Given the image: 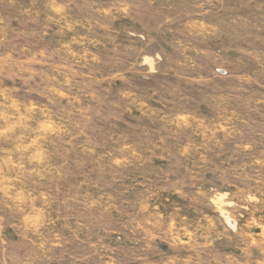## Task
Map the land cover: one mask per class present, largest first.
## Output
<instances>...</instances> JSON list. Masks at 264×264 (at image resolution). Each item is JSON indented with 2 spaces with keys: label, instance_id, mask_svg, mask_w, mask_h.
<instances>
[{
  "label": "rangeland",
  "instance_id": "374dc122",
  "mask_svg": "<svg viewBox=\"0 0 264 264\" xmlns=\"http://www.w3.org/2000/svg\"><path fill=\"white\" fill-rule=\"evenodd\" d=\"M0 264H264V0H0Z\"/></svg>",
  "mask_w": 264,
  "mask_h": 264
}]
</instances>
